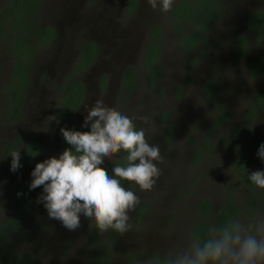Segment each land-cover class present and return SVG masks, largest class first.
Segmentation results:
<instances>
[{
	"label": "rangeland",
	"instance_id": "rangeland-1",
	"mask_svg": "<svg viewBox=\"0 0 264 264\" xmlns=\"http://www.w3.org/2000/svg\"><path fill=\"white\" fill-rule=\"evenodd\" d=\"M128 1L44 0L42 16L44 20L60 25V34L55 42L47 48L39 46L40 49L35 54V68H43L48 75L46 79L39 78V80L36 79L37 83L31 84V93L27 100L30 102L34 96L37 97H34L39 105L37 106V111H39L37 116L42 115L45 107L48 114L52 116L56 100L53 102L49 91L38 90L37 87L41 83L49 85L54 82V78L50 76L53 70L57 74L56 77L68 78L71 76L81 79L85 83L87 96L67 121L76 123L84 131L90 130V128H83L81 125L87 114L85 110L94 106L97 100L103 101L108 107L116 108L130 118L145 117L146 121L134 119V124L137 130L145 129L146 139L149 143L160 146L161 159L155 162L160 170V175L158 178H154L155 183L148 191H141L134 182L126 180L121 182V185L133 191L140 201L135 211L129 213L130 222L134 227L126 234L122 235L110 230L101 235L94 229L91 242L92 234L89 238L88 235L92 229L84 226V223L89 220L83 215H81V227L74 232L64 228L61 223L60 226L53 227L56 231L47 228L35 230L32 224L31 226L27 225V227L33 228L31 231L34 232L33 238L26 239L24 234H17L12 236V240L16 242L14 250L19 251L24 248L25 243L27 245L30 241L37 242L41 239V235L42 240H47L44 241L45 253L41 257H37L34 264H105L108 259L107 264H144L145 260L150 259V252L179 251L186 246L191 238L190 224L194 220V215H191V212L192 214L195 212L197 196L221 195L222 191L220 190L224 181L235 176L232 165H226L229 163L223 162L226 158H224L225 153H219V155L216 152L206 153L198 161L193 157V154L195 149L201 145L200 142L204 136L209 144L214 146V142L219 141L223 134L227 135L231 125L241 121L239 111L245 98H220L223 105L230 108L232 114L229 119L211 129L210 127L217 124L215 122L218 115L217 106L214 102L204 98L203 91H198L196 87L201 79L215 77L221 79L226 86L232 85V89H234L237 77L231 76L230 72L236 62L227 54L226 45L222 44V37L230 39L228 33L231 30L244 28V8L256 5L260 0H220L221 14L206 31L202 41L207 44L200 42L191 51H186L182 47L181 34L172 20L170 11L167 14L161 13L159 10L154 11L147 4V0H136L135 4H129ZM176 1L179 0H174V2ZM195 1L196 9L193 10L190 18L206 21L205 18L197 16V13L205 12L207 18L210 17L215 6L213 0ZM183 3L184 1L181 2V4ZM175 10L182 11L180 8ZM59 20H65L66 23L60 24ZM154 22H159L164 26V33L159 43L160 54L157 63L161 66L162 73L164 71L165 78L164 81L149 86L150 83L143 67L142 52L150 40L148 26ZM190 27H194L193 24ZM35 35L36 32L32 37ZM83 38L96 42L99 49L87 65L77 69L80 66L81 53L76 49ZM192 39H194V34L186 33V42L190 43ZM4 43L0 44V87L3 86L2 84L7 78L6 66L8 63L10 64L9 56L4 53L2 47L5 45ZM152 46L159 51L158 44H147L145 50L148 52V58L155 55L156 51L150 49ZM261 48H264V42L255 40L251 43L252 52ZM134 63L138 67V85L134 91L128 93V97H125L119 70L124 64ZM221 64H230V66L227 71L219 72L218 66ZM102 74H107L109 78L101 87L99 77ZM152 76H155V73L152 72ZM180 82L186 84L184 90L175 88V86L181 85ZM248 84L249 81L244 83L241 90L230 89L224 93V96H237V92L239 95L247 88ZM4 97L5 95L0 89V110L4 106L6 99ZM50 102L53 105H49ZM33 112V109H29L27 113L29 122L32 120ZM137 120L140 126H137ZM61 121L63 119H54L55 123ZM5 122L7 124L0 125V139L8 138L10 133L11 122L7 120ZM261 122L262 120L256 118L252 124L261 125ZM168 124L174 126L173 136L167 132V129H170ZM209 128L210 132L208 133ZM3 153V148L0 147V162L3 160L7 166H10L11 153H5L6 155ZM56 153L58 152L52 148L41 150L35 160L30 165H23L18 173L29 176L37 163L52 157V154L56 156ZM122 153L123 151L117 154V158L122 156ZM203 153L201 152V155ZM114 164V161L106 159L102 167L110 174L109 170ZM4 171L0 165V181ZM187 185L190 189H185ZM236 185H234L236 200L241 207L239 219L247 222L250 217L244 213L245 190L242 183ZM42 190V187L39 190L38 188L32 190L34 196L31 197V200H36ZM186 190H190V192L187 193ZM257 190L262 193V207L256 216L264 215V189L257 187ZM70 232H72L71 237L75 239L72 244V250L75 249L73 255L79 257H77V261H60L58 253L51 249L54 245L51 237L52 239L64 235L69 237L68 233ZM26 240L27 242H25ZM69 240L70 242L74 241L70 237ZM86 240H89V244H85ZM85 246L87 249L84 248ZM102 247L103 261H89L88 257L97 254ZM132 253L133 255H131ZM47 254L50 256L48 257ZM71 257L73 256L71 255ZM0 264H13V262L5 258L0 260ZM14 264L24 263L16 261Z\"/></svg>",
	"mask_w": 264,
	"mask_h": 264
},
{
	"label": "flooded vegetation",
	"instance_id": "flooded-vegetation-1",
	"mask_svg": "<svg viewBox=\"0 0 264 264\" xmlns=\"http://www.w3.org/2000/svg\"><path fill=\"white\" fill-rule=\"evenodd\" d=\"M15 1L16 0H0V44L5 42V45L2 47L4 49V53H7L10 60V64L8 63L6 66L7 78L2 84L3 86L0 87L1 92L5 95L4 98H6L3 109L0 110V125H2V123L5 124V120L11 122L9 125V136L8 138L0 139V147L3 148V155L17 150L21 151V164L30 165L31 162L35 160L38 153L43 149L52 148L58 152L56 153V156L59 157V155L66 148L71 147L64 141L62 134L60 133V128L67 127L69 129L84 131L76 123H70L67 119L71 117V115L86 98L87 89L85 83L81 79L73 78L71 76L68 78L56 77L57 74L53 70V72L50 73V76L54 78V82L49 85L41 83L37 89L49 91L51 94L50 98H53V102L56 100V107L53 108L52 116L48 114L46 107L45 110L42 111V115L40 117L37 116L39 112L37 111V106L39 105L34 99L35 96L30 102L27 100V97H29L31 93V84L37 83L39 78L46 79L48 74L43 70V68H35V54L40 49V45L43 48H47L55 42L60 34V25L58 26L55 23L44 20L42 16L44 0L40 1L38 6L39 13L37 16H31V22L29 25L25 23H14ZM181 1H184L185 8L189 9V12L187 15L182 16V19L179 20V18L177 19V15L174 13L173 9L174 5ZM128 3L135 4L136 0H129ZM189 4L191 5L190 8L188 6ZM213 4L215 6L210 17L207 18V14L201 16L197 14V16L203 19L205 18L206 20L201 21V19L195 20L190 18L193 10L196 9L195 0H179L174 2L170 13L173 22L176 24V27L181 34L180 41L182 47H184L186 51H191L196 44L203 41L206 31L220 16V0H213ZM5 7L7 9L2 12ZM244 9L245 27L231 30V32L228 33V35H230V39L225 36L222 37V44L226 45L227 54H229L231 59L236 62L234 68L230 72L231 76L237 77L234 89H232V85L226 86L218 77V79L215 77L201 79L199 81L200 83H198L196 87L198 91H203L204 98L214 102L217 106L218 115L215 118V122L217 124L210 127L211 129H214L216 126L222 124L223 121L229 119L232 114L230 108L225 107L220 98H245V101L239 111L241 121L231 125L228 129L227 135L223 134L219 141L214 142V146L211 145V143L209 144L207 138H205L206 136H204L201 139V145L195 149L193 157L198 161L205 156L206 153L216 152L217 155H219V153H225L226 155L224 158H226L223 162L229 163L226 165H232L235 175L233 178L224 181L223 187L220 190L222 191L221 195H198L196 198V204H199V202L203 199H207L208 202L212 204V211L216 212L219 209L218 206L224 201L225 196L228 195L237 206L239 210L238 213H241V207L238 205L236 200V187H234V185L242 183L245 190L244 213L248 214L251 220L254 219L258 211L252 215L251 210H248L249 204L247 199L248 192L250 190L249 185L244 180L245 178H239L236 163H239L237 159L238 154L243 152L244 149H250L249 145L245 143L243 138L238 134L245 136L250 133L252 128H255L260 130L264 135V48L258 49L255 52H252L251 50V43L255 40L264 42V0H260L256 5L246 6ZM59 22L60 24L66 23L65 20H59ZM192 24L194 27H190ZM46 26H50L52 31L45 29ZM154 30L158 36H153L150 33V31H152L154 34ZM35 32L36 35L32 37ZM163 33L164 26L159 22L151 23L148 26V36L150 40L146 43V45H151L152 43L159 45V51L153 48V46L151 47L156 51L155 55L153 54L154 56L152 55L148 58V52L145 50L146 45L144 46V50L142 52L143 67L148 82L150 83L149 86H154L161 81H164L165 78L164 71L162 73V68L157 63L160 54L159 43ZM184 33L185 39L183 37ZM186 33L194 34V39H192L190 43L186 42ZM202 43L207 44L206 42ZM209 43L211 42L209 41ZM98 49L99 48L96 42L83 38L80 40L76 50L80 53H82V51L90 53L94 50L93 54H95ZM28 53H31L30 57L27 55ZM19 55L23 56L22 59L24 62H19ZM85 62L86 60L80 61V66L77 69L83 68L89 63L85 64ZM229 66L230 64H221V66H218V71H227ZM152 72L155 73V76H152ZM119 75L121 77V81L123 82V95L128 97L138 85L137 64L122 65L119 70ZM217 75H219V73H217ZM108 78L109 76L107 74H102L99 77L101 87L105 85ZM248 81L249 84L247 85V88L239 95L237 92V96H224V93L230 89L241 90L243 84ZM180 83L183 86V89L181 85L175 86V88L178 90H184V85L186 84H184V82ZM51 104L53 105L52 102L49 103V105ZM29 109L34 110L31 115L32 120L30 122L29 117L27 116ZM55 118L63 119V121L55 123ZM256 118L262 120L261 125L252 124ZM136 122L137 126H140L139 121L137 120ZM169 127L170 129H167V132L170 136H173L174 126L172 124H168V128ZM210 128L207 130L208 133L210 132ZM201 152H204L203 155H201ZM52 156H55V154H52ZM124 156H126V154L123 152L122 156L117 158V161L119 162V160H122L121 163H126V161H124ZM0 165L1 168L5 170L0 181V233L4 236V239H1L0 237V260L7 258L10 259L13 264L16 263V261L24 264H34L37 257H41L45 253L44 241L47 240H42L43 237L41 235V239L37 240V242L30 241L27 245L25 243L24 248L19 251L14 250V243L16 242L12 240V236L24 234L26 239H30L33 238L34 232L32 233L31 231L33 228L27 227V225L31 226L32 224V227H34L35 230L47 228L56 231L53 227L56 225L60 226V222L49 219L48 213L43 204H37L36 200H31V197L34 196V191L29 190L31 175L24 176V174L18 173V171L15 173L11 172L10 166H7L3 160L0 162ZM114 165L111 166L109 171L112 170ZM254 188L257 190V186L254 185ZM185 189H190L189 185H187ZM185 192L189 193L190 190H186ZM261 198L262 195L260 196L259 209L262 207ZM196 204L194 206V214L199 212L211 214V210H207L206 212L200 211L201 209L198 210L199 207H197ZM90 223L91 221L85 222L84 226L89 228ZM94 229L95 228L89 231L88 235L89 238L92 234L90 236L91 242L93 241L92 231L95 232L96 230ZM68 234L74 241L70 242L69 237H66L65 235L59 238L53 237V239L51 237V241L54 244L51 249L58 253L57 256L60 261H77V257L79 256L73 255L75 249L72 250V244L75 242V239L71 237L72 232ZM25 242H27V240ZM85 244H89V240H86ZM81 246L82 245H80V247ZM84 248L87 249L86 246ZM102 251L103 247L99 249L97 254L88 257L89 261L102 262ZM169 252L171 251L159 250L150 252L149 257L154 260L156 264H160L162 262L166 264ZM159 254L160 256H158ZM47 255L48 257L50 256V254ZM71 255L73 257H71ZM131 255H133V253ZM108 261L109 259L106 260V262Z\"/></svg>",
	"mask_w": 264,
	"mask_h": 264
},
{
	"label": "clouds",
	"instance_id": "clouds-1",
	"mask_svg": "<svg viewBox=\"0 0 264 264\" xmlns=\"http://www.w3.org/2000/svg\"><path fill=\"white\" fill-rule=\"evenodd\" d=\"M151 9L167 14L174 0H147ZM83 128L79 131L60 128L66 148L59 157L52 156L39 162L31 172L29 190L42 186L36 199L43 204L49 219L59 221L69 231L81 227V215L91 221L103 235L110 230L126 234L133 229L130 212L139 204L138 196L121 185L122 180L134 182L141 191L151 190L160 170L155 162L161 159L160 146L146 139L144 128L137 130L134 119L116 108L97 100L87 108ZM126 153L121 165L117 154ZM258 157L264 161V144ZM10 171L15 173L23 167L21 151L11 154ZM115 162L110 175L102 165L105 160ZM249 180L264 189V171L257 170ZM144 264H156L152 259ZM166 264H264V215L245 222L232 219L223 225H212L208 238L203 242L192 236L179 251L169 252Z\"/></svg>",
	"mask_w": 264,
	"mask_h": 264
},
{
	"label": "trees",
	"instance_id": "trees-1",
	"mask_svg": "<svg viewBox=\"0 0 264 264\" xmlns=\"http://www.w3.org/2000/svg\"><path fill=\"white\" fill-rule=\"evenodd\" d=\"M41 0H16L15 2V16H14V23L16 24H20V23H25L27 25L30 24V20H31V16H37L39 11H38V6L40 4ZM182 2V1H181ZM181 2H178L177 4L174 5V13L177 15V17L179 18V20L182 19V16L185 14L187 15L189 12V9L185 8L184 3L181 4ZM190 8V4L188 5ZM177 8L182 9V11H178L175 10ZM7 8H3L4 12ZM186 9V10H184ZM199 16L201 15H206L207 13L205 12H198L197 13ZM1 15V13H0ZM45 29H48L50 31H52L50 26H46ZM150 33L153 36H158L157 33L154 30V34L152 33V31H150ZM154 43H152L151 45H153ZM151 49V47H150ZM93 52L94 50H92L90 53H85L84 51H82L81 53V61L86 60L85 64H87L88 62H90L91 58L93 57ZM29 57L31 56V53L27 54ZM148 56V54H147ZM19 62H24L23 61V56L19 55ZM76 130V129H75ZM240 137L243 138V141L245 143H247L250 147V149H244L243 152H241L240 154H238V162L236 163L237 165V169L239 172V178L243 179L248 183L249 185V192H248V204H249V209L251 210L252 215H254V213L256 211H258L259 207H260V196L262 195L260 191H257L254 188V184H252V182L249 180V175L257 170H261L264 171V161H262L258 155V149L260 147L261 144H264L263 142V133L260 130H257L255 128H252L250 130V133H248L247 135L243 136L242 134H238ZM246 138V140H245ZM122 160H119V163L121 165H124L123 163H121ZM115 167V165H114ZM113 167V168H114ZM112 168V169H113ZM110 175H112V170L110 172ZM124 181V180H122ZM121 181V182H122ZM198 208V210L200 211H204L206 212L207 210H211V214H207V213H203V212H199L197 214H192L194 215V220L193 222L190 224V229H191V237L192 236H196L199 237V239L203 242L204 240H206L208 238V230L212 225H223L225 224L227 221L232 220V219H237L240 216V213L237 206L233 203V201L231 200V198H229L228 195L225 196L224 201L218 206V210L216 212L212 211L211 206L212 204H210L208 202L207 199H203L199 202V204H196ZM213 217V219H212ZM195 222V223H194ZM2 231V229H1ZM0 237L1 239H4V236L2 233H0ZM160 256V254L158 255ZM108 262H106L105 264H107ZM160 264H165V263H160Z\"/></svg>",
	"mask_w": 264,
	"mask_h": 264
}]
</instances>
